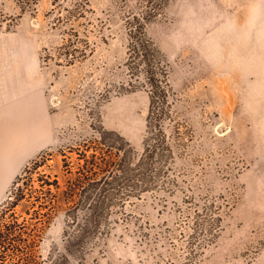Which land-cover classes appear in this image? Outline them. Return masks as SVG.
<instances>
[{
	"label": "rangeland",
	"instance_id": "1",
	"mask_svg": "<svg viewBox=\"0 0 264 264\" xmlns=\"http://www.w3.org/2000/svg\"><path fill=\"white\" fill-rule=\"evenodd\" d=\"M135 17L172 86L169 179L66 264H182L210 203L222 226L190 264H264V0H0V210L30 161L46 155L38 171L63 179L101 125L143 151L151 100L129 84ZM64 231L61 209L22 250L55 264Z\"/></svg>",
	"mask_w": 264,
	"mask_h": 264
},
{
	"label": "trees",
	"instance_id": "2",
	"mask_svg": "<svg viewBox=\"0 0 264 264\" xmlns=\"http://www.w3.org/2000/svg\"><path fill=\"white\" fill-rule=\"evenodd\" d=\"M141 19L135 17L131 22L134 27L130 29L127 67L132 76L130 88L141 85L150 93L152 132L144 138L143 151H137L120 133L101 125L94 137L98 144L86 140L84 150L78 149L76 169L65 171L63 179L58 174L38 171L47 162L46 155L30 161L16 176L9 199L0 210V264H7L12 254L16 264H38L22 250L23 242L61 209L65 216V252L55 264H66L67 253H82L111 231L127 213V201L146 191L160 190L169 179L166 163L172 148L162 137L160 119L170 113L172 86L167 63L145 33ZM223 208L210 203L198 209L189 236L188 256L182 264L195 261L203 247L216 237L222 226Z\"/></svg>",
	"mask_w": 264,
	"mask_h": 264
}]
</instances>
